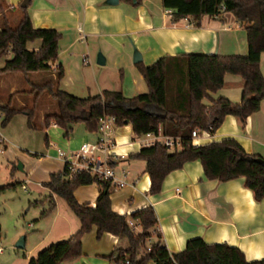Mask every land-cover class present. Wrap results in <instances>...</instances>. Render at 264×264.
<instances>
[{
	"label": "crops",
	"instance_id": "0c3cea01",
	"mask_svg": "<svg viewBox=\"0 0 264 264\" xmlns=\"http://www.w3.org/2000/svg\"><path fill=\"white\" fill-rule=\"evenodd\" d=\"M22 1L0 0V6L6 14L5 19L11 27H15L21 20L22 12L18 6ZM104 2L105 0H31L28 5L35 28H55L62 33L58 42V61L55 63L60 64L64 72L60 87L78 97L99 95L104 90L122 92L128 98L147 93L138 63H133L135 49L140 53V63L144 66L151 65L161 57L188 53L247 55L244 27L237 22L233 13L204 15L199 26H195L188 19L173 23L170 11L162 8L161 0H143L138 6L121 0L117 6H109ZM5 19L0 14V27ZM98 53L105 58L103 65L97 64ZM10 57L11 54L7 53L0 59V68ZM260 70L264 78V53L260 57ZM25 85V78L18 73L0 76V105H4L10 95H14L13 103L17 107L31 102V95L18 93L26 90ZM242 92L241 76L227 73L222 88L217 92H210L202 100V104L212 106V101L219 97L237 104L241 101ZM48 111L40 107L36 119L37 130L41 129L45 133L46 141L44 158L42 155L38 157L41 178L34 183L38 188L49 181L50 174L62 170V164L50 147L52 143L74 151L83 141H96L95 132L86 131L81 124L74 126L70 139L58 125L50 123L46 126L44 117ZM223 119L215 133L200 135L193 139V145L203 146L232 138L248 155L264 159V100L259 111L247 117L244 125L231 115ZM106 131L117 144L112 150L115 155L111 164L113 171L118 179L125 180L122 188L110 187V200L115 213L124 216L151 206L158 219L156 231L162 235L167 250L172 254L181 252L190 239L201 238L207 244L226 243L240 249L248 262L264 258V198L255 200L252 192L243 184L242 177L224 182L209 180L205 177L200 161H189L180 169L169 173L161 184V191L152 195L150 177L145 171L144 162L128 160L131 154L138 153L143 147L140 138L134 136L132 126L108 123ZM0 136L5 159L12 173L18 164L15 159L17 154L9 145L13 139L7 133H0ZM61 137L67 141H62ZM20 158L23 163L30 160L27 156L21 155ZM1 166L0 162V168ZM22 186L27 190L26 184ZM44 189L50 193L45 186ZM75 189L74 196L79 204L95 207V200L99 195V188L95 183ZM53 201L55 210L51 213L43 217L41 214L39 217L38 212L35 214L37 224L34 233L23 236V255H5L2 249L0 264H28L29 258L48 244L66 240L76 233L80 227L78 218L60 196L53 195ZM96 231L97 227L93 226L81 237L80 257L62 261L61 264H110L109 255L112 250L127 247L126 239H120L111 233H103L98 238ZM136 231L140 232L141 229L137 226ZM147 264L154 262L149 261Z\"/></svg>",
	"mask_w": 264,
	"mask_h": 264
},
{
	"label": "trees",
	"instance_id": "16d2710c",
	"mask_svg": "<svg viewBox=\"0 0 264 264\" xmlns=\"http://www.w3.org/2000/svg\"><path fill=\"white\" fill-rule=\"evenodd\" d=\"M121 1L138 6L143 0H136L134 4L132 0ZM161 5L170 11L173 23L188 19L195 26H199L204 15L233 13L244 27L247 55L188 53L161 57L149 66L137 64L147 93L128 98L122 92L104 90L102 94L82 98L60 87L64 72L62 66L55 63L58 61V42L62 33L55 28H35L28 7L21 5L18 6L22 12L21 20L11 27L0 6L1 17L5 19L0 27V59L7 53L11 54L0 68V76L18 73L29 87L21 94L33 96L31 104L17 107L13 103L14 95H10L7 102L0 105L1 126L8 124L15 115L22 114L26 115L27 126L37 129L38 106L44 97L55 101L57 108L56 112L44 117L45 125H58L65 131L66 137L74 126L80 124L88 132L97 131L99 120L105 116L114 118L117 126L128 122L136 137L153 132L161 125L165 136L181 138L179 149L170 151L166 146L155 143L128 157V160L144 162L150 177V194L156 195L161 191V184L169 173L189 161L198 160L207 179L224 182L242 177L243 184L252 192L254 199L260 201L264 198V167L254 160L247 161L245 158L250 155L232 138L194 146L191 132L197 129L213 134L227 115L236 117L244 125L247 117L259 111L264 100V78L260 70V57L264 53V0H161ZM227 73L241 76V101L233 104L219 97L212 101V106L202 104L210 92L222 88ZM31 75L44 77L37 82L31 79ZM155 106L166 111L165 119L149 114ZM91 183L99 188L95 207L79 204L74 196L76 187ZM43 185L50 193L44 199L49 207L43 210L41 216L55 210L53 195L60 196L80 221V227L68 239L45 246L29 258L28 264H61L62 261L77 259L82 255L81 237L93 226L97 227L98 238L103 233H111L127 240L125 249L114 248L109 255L113 264H147L149 261L154 264H264V258L248 262L240 249L226 243L207 244L201 238L190 239L181 252L170 253L162 235L156 231L158 219L154 209L143 207L124 216L115 213L110 200V182L97 175L78 172L70 178L62 169L50 174L49 181ZM10 187L14 184L0 190ZM130 222L141 231L137 232Z\"/></svg>",
	"mask_w": 264,
	"mask_h": 264
},
{
	"label": "rangeland",
	"instance_id": "374dc122",
	"mask_svg": "<svg viewBox=\"0 0 264 264\" xmlns=\"http://www.w3.org/2000/svg\"><path fill=\"white\" fill-rule=\"evenodd\" d=\"M1 61L2 60H0V65L2 64ZM39 76L31 75L30 77L39 82V80L44 77L42 75ZM25 88L26 90L29 89L27 85H25ZM23 91H19L18 93L21 94ZM31 97L33 96L31 95ZM13 100H15V97ZM28 104H31V102ZM38 107L39 109L40 107L48 109L49 113H54L57 109L55 107V101L51 100L49 97H44L40 101ZM1 121L2 114L0 113V133H7L8 136L12 137L14 144L12 142V144L9 145L17 154V158H15L16 161L22 165L24 164L25 169L19 170L17 168L11 173L9 163L7 159H5V150L3 153H0V162L2 165L0 168V188L14 184V187L0 190V247L3 249L5 255L7 253H17L22 256L24 249H17L15 247L16 242L21 236L34 233L37 224L35 221V214L38 212L39 216L44 209L48 208L44 200L48 192H46L44 186L38 188L35 185L38 178H41L39 174L41 163L38 162V157L41 155V157H43L45 155V133L41 129L29 128L26 125L25 116L22 114L14 116L5 126H1ZM48 137L50 139L51 135ZM69 137L71 138V136ZM61 139L62 141L66 140V138L63 137H61ZM50 147L54 149L55 156H57L58 149L64 152L69 151L63 145L56 143H52ZM21 155L27 156L30 160L23 163L20 158ZM22 184H26V191L22 189ZM31 223L33 224L32 227L30 226ZM110 264H113L111 260Z\"/></svg>",
	"mask_w": 264,
	"mask_h": 264
},
{
	"label": "built area",
	"instance_id": "2783aa9c",
	"mask_svg": "<svg viewBox=\"0 0 264 264\" xmlns=\"http://www.w3.org/2000/svg\"><path fill=\"white\" fill-rule=\"evenodd\" d=\"M99 123V129L94 131L96 141H83L79 148L74 151L69 150L64 152L58 149L56 157H58L62 164V169L66 170L70 178L78 172L90 173L106 181L108 180L113 188H122L125 185V180H120L116 177L111 165L115 157L112 150L117 145L116 140L106 131V125L108 123H116H114V118L107 116L101 118ZM203 134L208 136L210 132L208 130L199 131L195 129L191 132V137L195 139ZM138 138H140L143 147H149L155 145V143H160L171 150L181 146V138L165 136L162 132L161 125H158L153 132L145 133L138 136ZM3 151L4 147L0 136V153H3ZM22 189L26 190L24 186H22ZM130 224L134 226L132 222H130ZM136 228L137 226L135 229ZM149 243L151 242L149 241ZM149 247L147 249H149ZM1 251L2 248L0 247V252Z\"/></svg>",
	"mask_w": 264,
	"mask_h": 264
},
{
	"label": "water",
	"instance_id": "95a60500",
	"mask_svg": "<svg viewBox=\"0 0 264 264\" xmlns=\"http://www.w3.org/2000/svg\"><path fill=\"white\" fill-rule=\"evenodd\" d=\"M30 1L31 0H23L21 2V4H20L21 7H23V8L28 7ZM119 1L120 0H105L104 4L109 5V6H117L118 3H119ZM135 2H136V0H132V3L133 4ZM141 61H142V57H141L140 53L135 49L134 52H133V63L136 64V63H140ZM104 63H105V58L101 55V53H98V55H97V64L98 65H103ZM132 106H133L134 109L137 108V106L134 105V104ZM149 114L151 116H157L159 119H165L166 118V111L163 108H161V107H156V106L153 107L150 110ZM124 123L125 124H128V122H124ZM245 159L247 161H253L254 160L258 164H260L262 167H264V159H262L261 157H255V158H253V157L248 156ZM17 168L19 170H22V164L21 163H18L17 164ZM24 241H25L24 237L21 236L18 239V241L16 242L15 247L17 249H23L24 248V243H25Z\"/></svg>",
	"mask_w": 264,
	"mask_h": 264
}]
</instances>
